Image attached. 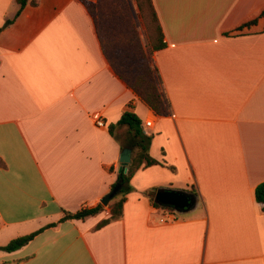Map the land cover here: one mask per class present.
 <instances>
[{
  "label": "crops",
  "instance_id": "1",
  "mask_svg": "<svg viewBox=\"0 0 264 264\" xmlns=\"http://www.w3.org/2000/svg\"><path fill=\"white\" fill-rule=\"evenodd\" d=\"M36 2L16 16V0H0V246L101 202L129 136L119 125L118 140L109 127L126 110L153 134L159 163L132 177L121 218L95 229L110 216L104 206L66 220L0 250V264H264V203L255 198L264 181V32L223 34L264 0H153L167 44L148 53L166 115L110 70L81 0ZM160 188L190 193L195 206L162 222Z\"/></svg>",
  "mask_w": 264,
  "mask_h": 264
},
{
  "label": "trees",
  "instance_id": "2",
  "mask_svg": "<svg viewBox=\"0 0 264 264\" xmlns=\"http://www.w3.org/2000/svg\"><path fill=\"white\" fill-rule=\"evenodd\" d=\"M91 14L99 37L103 53L108 61L110 70L128 87H130L140 100L152 109L157 115H166L168 105L161 90L160 78L157 68L152 64L150 55L142 43L137 31L136 23L132 20L130 9L126 0H81ZM139 11L147 25L149 44L151 50L156 51L166 47L162 25L153 0H136ZM19 5L16 16L27 4L37 5L36 0H16ZM7 20L4 26L12 23ZM2 28H0L1 30ZM264 32V7L257 13L243 20L235 27L223 32L225 36H240ZM124 125L129 129L127 140L122 143V148L132 149L131 162L128 171L124 168L118 173L112 188L121 181L120 192L109 204L110 216L100 220L95 229H99L123 215L124 203L127 194L134 190L131 179L141 168L159 163L149 152L153 134L147 132L142 125L141 118L132 110H126L117 123L111 124L109 129L118 140L115 128ZM151 194L154 190L149 191ZM255 198L259 203H264V181L255 188ZM156 206H162L154 200ZM164 207V206H162ZM171 208V207H168ZM104 210V205L99 202L91 207H82L71 212L64 211L63 216L57 221L49 223L31 233L11 239L0 250L12 252L28 244L43 230L55 227L59 223L71 219L84 220Z\"/></svg>",
  "mask_w": 264,
  "mask_h": 264
},
{
  "label": "water",
  "instance_id": "3",
  "mask_svg": "<svg viewBox=\"0 0 264 264\" xmlns=\"http://www.w3.org/2000/svg\"><path fill=\"white\" fill-rule=\"evenodd\" d=\"M132 149L125 147L120 156L121 168L124 172L128 171V165L131 162ZM121 181L116 184L102 199L101 203L108 206L111 200L120 192ZM155 201L162 206L172 207L180 212H186L195 206V198L190 193L172 188H160L155 193Z\"/></svg>",
  "mask_w": 264,
  "mask_h": 264
},
{
  "label": "rangeland",
  "instance_id": "4",
  "mask_svg": "<svg viewBox=\"0 0 264 264\" xmlns=\"http://www.w3.org/2000/svg\"><path fill=\"white\" fill-rule=\"evenodd\" d=\"M130 9V15L132 20L136 23L137 31L141 37L142 43L145 46L146 50L151 49L149 44V36L147 33V25L139 11V7L136 0H126ZM105 207H109L105 206ZM162 212V211H161Z\"/></svg>",
  "mask_w": 264,
  "mask_h": 264
},
{
  "label": "built area",
  "instance_id": "5",
  "mask_svg": "<svg viewBox=\"0 0 264 264\" xmlns=\"http://www.w3.org/2000/svg\"><path fill=\"white\" fill-rule=\"evenodd\" d=\"M96 123H97L98 126H104V124H105L104 121L101 118L98 119ZM146 124L148 126H150L151 125V121H147ZM158 208L161 209L162 214H163V218H161L162 222L177 220L178 214H179L178 210H176V209H174L172 207L168 208L167 206H164V207L158 206Z\"/></svg>",
  "mask_w": 264,
  "mask_h": 264
}]
</instances>
